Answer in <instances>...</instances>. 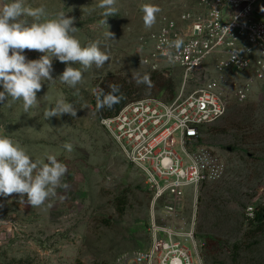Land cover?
<instances>
[{"label": "rangeland", "instance_id": "obj_1", "mask_svg": "<svg viewBox=\"0 0 264 264\" xmlns=\"http://www.w3.org/2000/svg\"><path fill=\"white\" fill-rule=\"evenodd\" d=\"M98 3L25 0L26 6H43L48 18L60 11L75 17L74 35L81 46L99 41L110 59L101 68L93 65L83 72L76 88L60 82L67 65L53 59L56 80L42 83L36 107L24 113L22 101L11 107L0 104V126L6 135L33 160L46 163L48 155H55L68 169L62 181L68 187L58 188L57 196L40 207L21 205L16 193L0 197V264H118L137 250L149 249L153 239L163 240L170 229L195 247V264H264V224L257 230L247 219L248 208L264 210V87L248 80L247 101L232 104L190 146L192 153L209 155L208 178L197 190L186 189L170 211V198L157 197L143 172L127 161L103 127L93 90L108 92L115 84L129 102L172 98L182 85L179 73L151 72L140 60L162 17H176L186 0H117L118 13L107 18ZM144 5L160 9L151 28L144 26ZM262 8L264 0L256 7L264 20ZM105 19L106 24L101 23ZM108 31L114 40L105 36ZM24 55L34 60L42 53L25 50ZM134 69L149 75L151 87L137 85ZM61 97L74 104L76 116L46 120L44 111ZM65 142L73 145L71 152L64 149Z\"/></svg>", "mask_w": 264, "mask_h": 264}, {"label": "built area", "instance_id": "obj_2", "mask_svg": "<svg viewBox=\"0 0 264 264\" xmlns=\"http://www.w3.org/2000/svg\"><path fill=\"white\" fill-rule=\"evenodd\" d=\"M260 1L186 0L176 17L163 16L141 59L151 72L179 73L180 89L172 98L129 102L102 121L157 197L170 198V211L186 189L197 190L208 178L209 155L192 153L190 146L232 104L247 101L248 80L264 87V20L256 9ZM177 37L184 46L172 50L179 58L169 63L161 42ZM255 216L256 209L248 208L247 219ZM194 250L170 229L163 240L153 239L149 249L137 250L118 264H195Z\"/></svg>", "mask_w": 264, "mask_h": 264}, {"label": "clouds", "instance_id": "obj_3", "mask_svg": "<svg viewBox=\"0 0 264 264\" xmlns=\"http://www.w3.org/2000/svg\"><path fill=\"white\" fill-rule=\"evenodd\" d=\"M116 2L99 0L97 7L104 10L101 15L106 18L116 15ZM261 10L264 11V8ZM142 11L145 28H151L160 9L154 5H144ZM101 23L106 24V19ZM74 24L75 17H69L63 11L48 18L43 6H26L25 0L0 3V87L3 89L0 91V104L7 103L11 107L12 103L22 101L24 113L36 107L37 93L41 91L42 83H53L56 80L52 77L53 59L67 65L58 78L72 88L83 81V72L93 65L101 68L109 61L110 56L107 50L101 49L99 41L81 46L74 35L78 31ZM105 36L114 40V34L110 31ZM161 46L168 62L175 63L179 57L172 50L179 51L184 46V40L179 37L171 41L164 40ZM25 50L37 51L42 55L38 59L29 60L24 55ZM143 63L145 61L141 59L140 64ZM73 64L81 67H72ZM132 78L137 85L146 84L151 87L149 75H142L139 69L132 70ZM108 87V92L102 88L93 90L97 111L105 107L111 109L125 98L123 94L117 95L120 92L119 86L110 84ZM63 114L75 117L76 108L73 103L61 97L55 106L44 111V118L48 120ZM63 147L68 152L73 150L70 142H65ZM67 171L66 164L59 162L55 155H48L46 163L33 160L0 126V197L16 193L20 196L21 205L26 202L32 208L40 207L57 196L58 188L68 187L62 182Z\"/></svg>", "mask_w": 264, "mask_h": 264}, {"label": "trees", "instance_id": "obj_4", "mask_svg": "<svg viewBox=\"0 0 264 264\" xmlns=\"http://www.w3.org/2000/svg\"><path fill=\"white\" fill-rule=\"evenodd\" d=\"M123 94V96L125 97L124 99H122L120 101V103L116 104L113 106V108L108 109V108H103L99 111H97L96 109V98H95V109L97 112V115L99 116V118H109L114 116L124 105L129 103V97L127 96L126 92L124 91H120L119 93H117V95ZM124 206V203L121 204V207ZM120 213H123V209H120ZM252 223H256V228L257 230L261 229L263 224H264V210H260V211H256V216L255 219L251 221Z\"/></svg>", "mask_w": 264, "mask_h": 264}]
</instances>
